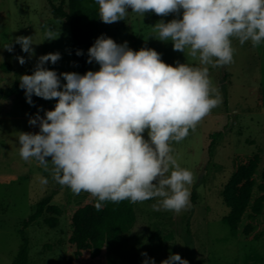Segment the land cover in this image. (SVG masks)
<instances>
[{"label":"rangeland","instance_id":"rangeland-1","mask_svg":"<svg viewBox=\"0 0 264 264\" xmlns=\"http://www.w3.org/2000/svg\"><path fill=\"white\" fill-rule=\"evenodd\" d=\"M60 0H0V264H12L20 245L21 223L34 210L36 203L51 195L43 215L25 230L28 240V264H86L85 246L79 234L86 232L88 218L95 216L96 198L87 192L75 195L67 186L52 178L53 165L48 170L35 159L24 161L19 155L18 136L21 132L38 133L39 126H31L29 119L39 109L40 116L53 110L57 100L34 96L33 107L21 105L17 99L9 112L2 113L3 102L14 93L16 82L30 67L35 69L38 58L59 52L61 59L45 67L58 74L72 72L70 33L62 20L51 16L48 2ZM86 11L96 10L95 0H83ZM182 18L180 14L158 16L153 12L144 17L128 9L125 20L105 24L106 33L117 44L125 41L134 51L151 48L162 60L175 66L176 62L194 67L198 58L174 51L170 40H158L152 26L163 20ZM60 32L59 38L45 40L44 32ZM18 36H32L35 55L24 53L19 44L13 52L3 47ZM232 63L223 67L207 65L212 85L222 103L199 122L180 142H170L173 156L181 168L190 170L194 180L188 185L191 207L179 213L159 207V198L132 203L135 223L124 235L127 250L121 257L102 252L96 264L113 260L115 264H130L129 256L136 255L144 264L154 259L156 264L179 254L188 264H264L263 213L250 218L248 212L231 233L222 219L229 213L222 192L234 173V166L242 158L258 156L251 200L258 197V187L264 184V42L253 47L251 41L243 45L235 37ZM26 60L21 65L16 57ZM99 70L91 63L87 71ZM86 71V72H87ZM61 83H66L63 77ZM147 139V133L144 134ZM211 144V147L209 148ZM170 174V173H169ZM47 180L44 184L41 181ZM147 253V257L141 253ZM178 264V262H174Z\"/></svg>","mask_w":264,"mask_h":264},{"label":"clouds","instance_id":"clouds-1","mask_svg":"<svg viewBox=\"0 0 264 264\" xmlns=\"http://www.w3.org/2000/svg\"><path fill=\"white\" fill-rule=\"evenodd\" d=\"M100 20L112 24L125 20L128 9L144 17L180 14L152 26L160 41L170 40L174 51L198 58L205 67L186 63H165L151 48L134 51L127 41L117 44L105 35L88 49L87 63L99 70L57 73L45 67L55 65L61 54L38 58L31 75L20 76V88L27 102L32 96L57 100L53 110L29 119L38 133L21 132L19 155L35 159L45 170L53 165L52 178L73 194L87 192L96 198L95 208L105 202L132 203L159 198V207L181 212L191 207L188 185L193 173L181 168L170 142L185 139L213 108L221 103L212 85L207 65L223 67L233 62V37L243 45L264 42V0H95ZM60 32L46 29L45 40ZM19 44L24 53L35 55L32 36H18L3 48L13 52ZM76 55H83L77 50ZM21 65L23 56L16 57ZM61 77L66 83H61ZM147 133V139L145 138ZM170 173V174H169ZM46 184L47 180L43 179ZM147 257V253H141ZM188 264L170 254L161 264ZM144 264H156L146 259Z\"/></svg>","mask_w":264,"mask_h":264},{"label":"trees","instance_id":"trees-1","mask_svg":"<svg viewBox=\"0 0 264 264\" xmlns=\"http://www.w3.org/2000/svg\"><path fill=\"white\" fill-rule=\"evenodd\" d=\"M51 16L56 20H62L69 28V41L71 52L72 72L85 74L91 64L87 63L88 49L95 40L106 33V27L99 20L96 10L86 11L83 0H60L53 4L48 2ZM77 50H82L83 55H76ZM35 69L30 67L25 74L31 75ZM16 90L7 96L3 102L2 113L9 112L17 99L21 105H30L25 97L24 90L20 88V82H16ZM34 102V96H32ZM34 104V103H33ZM211 147V144L209 148ZM258 156L242 158L235 163L234 173L223 189L222 199L229 213L222 219L231 233H235L237 226L244 215L248 212L250 218L260 216L264 211V184L258 187V197L251 200L254 188V173L258 167ZM51 201V195L36 203L34 212L21 223L19 231L20 245L12 264H28V240L25 230L33 222L37 221ZM136 217L132 202L124 200L119 203L105 202L102 210L97 211L95 216L88 218L86 232L80 233L79 243L87 252L86 264H96L95 261L102 252L115 257H121L127 250V241L124 235L128 233L135 223ZM264 231V220L262 222ZM130 264H141L142 261L136 255H130ZM105 264H115L113 260Z\"/></svg>","mask_w":264,"mask_h":264}]
</instances>
